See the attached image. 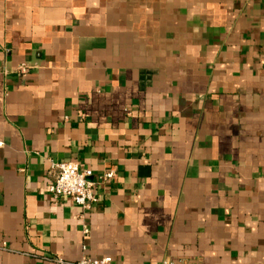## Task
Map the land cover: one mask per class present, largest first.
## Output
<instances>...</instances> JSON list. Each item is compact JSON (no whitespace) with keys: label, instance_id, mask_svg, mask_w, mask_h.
Here are the masks:
<instances>
[{"label":"crops","instance_id":"0c3cea01","mask_svg":"<svg viewBox=\"0 0 264 264\" xmlns=\"http://www.w3.org/2000/svg\"><path fill=\"white\" fill-rule=\"evenodd\" d=\"M104 257L264 264V0H0V264Z\"/></svg>","mask_w":264,"mask_h":264},{"label":"built area","instance_id":"2783aa9c","mask_svg":"<svg viewBox=\"0 0 264 264\" xmlns=\"http://www.w3.org/2000/svg\"><path fill=\"white\" fill-rule=\"evenodd\" d=\"M28 66L22 65L18 68L20 74L28 72ZM50 174L53 183L49 187V193L54 199L61 197L71 198L75 204L82 208H88L96 202L93 192V183L90 181L92 172L82 170L76 162L51 163ZM114 177L113 172L104 175L100 180L107 181ZM59 264H116L110 257L101 259L83 258L78 262L57 261ZM162 264H187L184 261L166 260Z\"/></svg>","mask_w":264,"mask_h":264}]
</instances>
